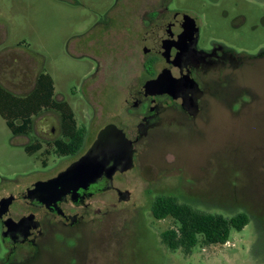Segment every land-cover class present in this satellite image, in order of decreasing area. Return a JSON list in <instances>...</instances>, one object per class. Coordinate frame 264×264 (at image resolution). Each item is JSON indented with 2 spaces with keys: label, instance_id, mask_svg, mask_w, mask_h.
<instances>
[{
  "label": "rangeland",
  "instance_id": "374dc122",
  "mask_svg": "<svg viewBox=\"0 0 264 264\" xmlns=\"http://www.w3.org/2000/svg\"><path fill=\"white\" fill-rule=\"evenodd\" d=\"M141 3L0 0V76L11 93L20 95L32 88L35 74H48L53 99L66 102L85 131L84 150L98 130L118 120L126 90L139 85L134 79L142 64L138 36L122 23L113 24L126 5L134 10ZM169 11L195 21L201 49L217 43L237 53L264 51V0H170ZM0 85L5 88L1 80ZM216 94L231 106L221 120L202 124L180 146L146 144L139 161L145 163L143 170L127 175L136 206L115 204L92 240L55 237L46 242L41 264H264V92L234 91L226 82ZM57 120L55 112L41 111L33 118L31 133L15 137L0 116V193L10 187L23 189L70 165V157L43 153L44 140L52 139L47 128L59 133ZM34 141L41 151L27 154L25 144ZM173 155L186 171L167 176L172 173L161 170L163 160ZM159 195L224 217L245 213L250 222L232 231L225 245H197L188 256L170 252L160 233L171 221H156L151 215L152 201ZM5 254L0 241V263Z\"/></svg>",
  "mask_w": 264,
  "mask_h": 264
},
{
  "label": "flooded vegetation",
  "instance_id": "af4514ba",
  "mask_svg": "<svg viewBox=\"0 0 264 264\" xmlns=\"http://www.w3.org/2000/svg\"><path fill=\"white\" fill-rule=\"evenodd\" d=\"M169 2L143 0L134 10L130 9L133 6L126 5L120 12L121 18L117 17L113 24L118 26L122 23L125 30L138 36V54L142 57L141 69L134 78L139 81V85L136 89L126 90L119 106L121 113L118 120L98 130L84 150L85 139L71 153L64 147L70 140L62 131L60 117L57 120L58 134L54 127L47 128V135L52 136V139L44 140L46 148L43 153L60 159L70 157L72 164L97 144L102 129L115 127L123 134V139L118 140L121 142L118 144L121 158L115 165L117 169L110 178L103 175L87 189H79L76 193L54 200L31 199L28 197V188L37 182L54 178L69 165L57 174L36 180L23 189L10 187L2 191L0 241L6 254L0 264H41L42 258L47 255L43 246L55 237H84L92 240L100 232L98 226L108 221L109 211L115 204L136 206L127 175L140 167L143 170L145 163L139 161L147 143L169 142L180 146L191 140L202 124L221 120L223 117L220 115L227 106L216 93L226 82L234 91L264 92V51L255 55L237 53L217 43H212L207 50L201 49L200 31L195 21L185 14L169 11ZM125 18L127 26L124 24ZM132 26L133 29H130ZM161 73H170L169 79L173 84L158 89L170 90L172 95H145V83ZM76 128L82 129L77 124ZM35 141L25 144L24 149L30 147L33 150L31 154L40 152L41 144ZM171 158L163 160L161 170L172 173L167 176L186 171L185 164L178 157L173 155ZM42 167L46 168L47 165L42 163ZM157 172L162 174L161 171ZM1 216L7 218L4 225ZM76 258L73 257L75 261ZM90 264H93L91 260Z\"/></svg>",
  "mask_w": 264,
  "mask_h": 264
},
{
  "label": "trees",
  "instance_id": "16d2710c",
  "mask_svg": "<svg viewBox=\"0 0 264 264\" xmlns=\"http://www.w3.org/2000/svg\"><path fill=\"white\" fill-rule=\"evenodd\" d=\"M53 94V81L48 74H40L34 90L24 97H17L0 85V116L12 135L27 136L32 131L33 117L44 110L56 112L62 131L70 140L64 147L71 153L83 143L85 131L76 128L70 106L64 101L56 102ZM24 150L27 154L33 153L30 147ZM151 215L156 221H171V226L160 233L161 243L170 252L180 251L185 256L197 245H225L232 231H241L250 222L245 213L233 217L210 214L181 203L174 196L164 195L153 199Z\"/></svg>",
  "mask_w": 264,
  "mask_h": 264
},
{
  "label": "water",
  "instance_id": "95a60500",
  "mask_svg": "<svg viewBox=\"0 0 264 264\" xmlns=\"http://www.w3.org/2000/svg\"><path fill=\"white\" fill-rule=\"evenodd\" d=\"M169 77L170 73H161L155 79L147 81L143 87L144 94L172 95L170 90L158 89L173 84ZM122 139L120 130L111 126L105 127L100 131L98 142L91 150L54 178L31 185L28 188V197L41 198V201L59 199L66 194L76 193L79 189H87L103 175L110 178L121 158V150L118 148L121 142L118 140ZM1 220L3 225L7 223L6 216H1Z\"/></svg>",
  "mask_w": 264,
  "mask_h": 264
},
{
  "label": "crops",
  "instance_id": "0c3cea01",
  "mask_svg": "<svg viewBox=\"0 0 264 264\" xmlns=\"http://www.w3.org/2000/svg\"><path fill=\"white\" fill-rule=\"evenodd\" d=\"M40 74H46V73H38V74H35V80H34V83H33V86H32V88L29 90V91H27L26 93H24V94H20V95H15V96H17V97H24V96H26V95H28L29 93H31L33 90H34V88H35V85H36V80H37V78H38V76L40 75ZM3 77L4 76H0V80H1V82L3 83V85L5 86V88H7L8 90H10L8 87H7V82L8 81H6L5 79H3ZM52 79V78H51ZM53 81V80H52ZM4 88V87H3ZM4 88V89H5ZM53 88H54V85H53ZM6 90V89H5ZM7 90V91H8ZM9 92H13L12 90H10ZM14 93V92H13ZM12 93V94H13ZM15 94V93H14ZM13 94V95H14ZM56 102H63V101H56ZM34 118V117H33ZM14 136V135H13ZM24 136V135H23ZM16 137H21V136H16Z\"/></svg>",
  "mask_w": 264,
  "mask_h": 264
}]
</instances>
